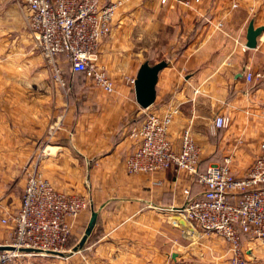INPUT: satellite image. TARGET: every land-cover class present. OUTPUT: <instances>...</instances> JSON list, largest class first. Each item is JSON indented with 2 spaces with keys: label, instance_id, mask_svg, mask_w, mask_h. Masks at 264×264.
<instances>
[{
  "label": "crops",
  "instance_id": "obj_1",
  "mask_svg": "<svg viewBox=\"0 0 264 264\" xmlns=\"http://www.w3.org/2000/svg\"><path fill=\"white\" fill-rule=\"evenodd\" d=\"M28 14L23 0H0V245L12 239L13 224L2 220L20 207L25 170L37 168L58 190L89 200L72 219L75 239L98 212L73 264H210L212 255L226 263L224 238L179 210L185 190L194 195L201 185L174 168L129 172L137 148L129 133L149 113L178 109L169 131L176 150L190 127L201 168L232 158L235 175L245 176L264 140V31L256 47L246 46L250 22L264 25V0H125L99 48L112 93L72 70L65 91L45 65ZM157 51L164 53L151 59ZM146 60L168 62L148 108L125 83ZM217 115L229 116V125L216 127ZM243 244L249 263L261 264L264 239L246 236Z\"/></svg>",
  "mask_w": 264,
  "mask_h": 264
},
{
  "label": "built area",
  "instance_id": "obj_2",
  "mask_svg": "<svg viewBox=\"0 0 264 264\" xmlns=\"http://www.w3.org/2000/svg\"><path fill=\"white\" fill-rule=\"evenodd\" d=\"M23 1L29 10V29L61 85L66 84L62 72L66 62L73 72H84L106 92L115 91L111 75L99 62V48L125 0ZM135 78L127 77L126 85L134 86ZM246 79L252 81L254 74L247 71ZM177 112L172 109L163 114L149 113L131 128L129 135L137 148L127 157V170L152 173L174 168L189 173L202 190L192 195L186 189L188 199L180 212L193 225L224 238L237 263L246 264L245 237L264 239V140L261 154L245 176L234 174L232 158L203 169L201 147L190 127L182 134L180 150L173 145L169 131ZM229 123L227 115L215 117L218 128ZM25 173L20 207L3 219L14 226L12 239L5 244L14 248H0V264H23L25 258L34 255H65L73 234L72 219L89 205L84 196L58 190L39 169H27Z\"/></svg>",
  "mask_w": 264,
  "mask_h": 264
},
{
  "label": "water",
  "instance_id": "obj_3",
  "mask_svg": "<svg viewBox=\"0 0 264 264\" xmlns=\"http://www.w3.org/2000/svg\"><path fill=\"white\" fill-rule=\"evenodd\" d=\"M264 31V25L255 27L254 21H251L247 31V42L246 46L254 48L257 46L258 37ZM168 65L166 60L159 61L155 64H151L148 60L143 62L138 70L137 76L135 78L134 88L135 96L137 102L144 108L150 107L156 100V84L159 78V72ZM98 212L93 211L89 224L85 230L84 235L82 236L78 246L75 247V250L81 248L88 236L91 234L96 221H97ZM1 249L5 248H14L11 245H0ZM27 250H30L27 248Z\"/></svg>",
  "mask_w": 264,
  "mask_h": 264
},
{
  "label": "rangeland",
  "instance_id": "obj_4",
  "mask_svg": "<svg viewBox=\"0 0 264 264\" xmlns=\"http://www.w3.org/2000/svg\"><path fill=\"white\" fill-rule=\"evenodd\" d=\"M37 46H38V44H37ZM38 49H39V52H40V47L39 46H38ZM157 53L163 54L164 52L163 53H162V51L161 52L157 51L155 53L153 52V53H151L152 57L158 55ZM152 57H151V59L156 60L157 57H159V56H156L155 58H152ZM43 60L45 62V65L51 70V75H52L53 79L56 80L55 74H54V71H53L52 67L48 65V63L45 61L44 58H43ZM62 72H63L64 79L66 81V84L63 86V85H61L59 83V81L56 80V82L65 91H71L72 89L69 86V84L67 82V79L65 77V76H68L69 74H71V69H70V66L66 62L62 64ZM231 162H232V160H231ZM24 181H26V173H25V176H24ZM23 190H24V187H23ZM217 236L221 237L219 235H217ZM79 242H80V240L75 239V237H73V234H72V238H71L70 242L68 243V245L66 247L67 250H66L65 255H49V256L34 255V256H32L30 258L28 263H32V264H73L72 263V260H73L72 256L74 255V253L79 251V249L75 250V247L78 246ZM225 242L228 245V254L229 255H227V260H226V263H224V264H238L237 261L234 258L233 252L230 249V245L227 243L226 240H225ZM243 247L245 249V256L247 258L246 259V264H250L249 262L252 260V257L249 256V253H250V251L248 250L249 246H245V244H243ZM219 260H220L219 257H216V256L212 255L211 258H210V264H223V263H220ZM263 262H264V257H262V259H261V264H263ZM23 264H25L24 261H23Z\"/></svg>",
  "mask_w": 264,
  "mask_h": 264
},
{
  "label": "trees",
  "instance_id": "obj_5",
  "mask_svg": "<svg viewBox=\"0 0 264 264\" xmlns=\"http://www.w3.org/2000/svg\"><path fill=\"white\" fill-rule=\"evenodd\" d=\"M71 69V68H70Z\"/></svg>",
  "mask_w": 264,
  "mask_h": 264
}]
</instances>
